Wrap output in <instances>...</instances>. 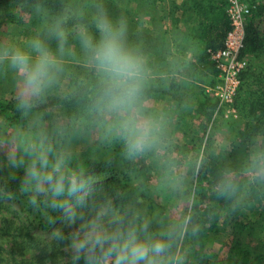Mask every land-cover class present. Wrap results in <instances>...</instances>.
I'll return each mask as SVG.
<instances>
[{"label": "clouds", "instance_id": "9594fccd", "mask_svg": "<svg viewBox=\"0 0 264 264\" xmlns=\"http://www.w3.org/2000/svg\"><path fill=\"white\" fill-rule=\"evenodd\" d=\"M32 7L44 21L41 30L23 45L0 41V66L6 65L15 77L17 110L30 115L58 86L64 58L71 54L70 39H75L94 83L73 131L94 128L103 141L119 143L126 160L153 158L159 167L157 188L168 195L177 212L174 218L153 217L144 209L121 208L110 200L90 204V183L71 166L64 143L72 139L69 130L63 126L49 130L40 117L14 136L0 137V156L11 169L23 170L19 191L36 197L29 200L33 208L43 203L62 214L66 227L75 228L70 233L75 261L189 264L183 245L186 238L200 235L196 200L186 195V174L174 155L167 122L145 107L150 61L139 44L127 39V18L113 16L104 0H92L87 18L70 4L54 14L43 3ZM246 153L239 168L225 165L218 171L212 188L215 199L227 203L233 213L246 206L247 192L264 194V140L254 139ZM195 164L202 167L199 158ZM52 236L61 243L65 240L60 229Z\"/></svg>", "mask_w": 264, "mask_h": 264}, {"label": "rangeland", "instance_id": "374dc122", "mask_svg": "<svg viewBox=\"0 0 264 264\" xmlns=\"http://www.w3.org/2000/svg\"><path fill=\"white\" fill-rule=\"evenodd\" d=\"M173 1L179 5L184 0ZM248 1L254 2L259 7L258 11H262L261 6L264 7V0ZM91 2L92 0H67L65 4H70L74 9L83 10L87 18L91 11ZM104 3L113 16L123 15L127 18V39L139 44L142 51L149 57L148 81L144 95H152L145 97V107L167 122L174 155L186 174L188 184L186 195L196 200L195 185L199 167H196L195 162L197 158L202 161L206 139L211 138V147L215 154H229V156L223 155L224 158L220 161L235 168L241 166L247 154L246 148L254 139L264 140V116L260 128L252 132L256 135H249L250 141L238 140L236 149L231 146L230 138L233 133L226 127L228 123H233L240 132L247 131L249 134L250 128L253 127L250 123H254V116L261 115L259 105L256 107L254 116L249 117L248 113L251 107L250 100L256 98L261 87L264 89V45L262 49L252 47L253 51L249 54V68L246 69L247 73L233 102L236 116L225 118L224 114L228 108L221 106L210 95L209 89L213 86H207L211 80L206 73L207 70L195 68L193 65L192 54L199 52L197 46L184 37L185 24L194 25L193 22L184 23L181 16L185 15L166 0H104ZM32 6L33 4L11 3L0 8V41H11L23 45L30 35L41 30L44 21L35 14ZM58 11L49 10L50 14ZM73 22L70 20L68 26L71 27ZM254 25L264 41V12L256 16ZM70 45L71 54L64 58L65 71L58 86L48 95L50 101L53 96L59 99L74 94L94 79L90 67L83 61L76 40L70 39ZM195 82H200L202 85H194ZM195 87L202 88L204 93L197 91L198 101L204 102L207 99L208 103L214 104L210 122H207L202 115L186 116L184 113L179 115L181 111L171 105L172 93L184 96L188 92L191 93L189 88L198 90ZM149 89L154 92L147 94ZM15 90V77L12 71L6 65L0 66V102L15 100ZM161 95H164L163 99L154 97ZM50 101L39 103L20 127L11 126L0 118V137H12L21 128L27 129L36 117H40L49 130L63 126L72 136L70 142H64L70 153L71 166L88 179L91 187L88 199H93L92 205L105 200L112 202L117 196L130 192L131 197L122 208L135 207L146 210L153 217L167 214L174 218L177 208L168 195L157 188L159 167L153 158L142 159L147 174L143 180L134 170L135 167H139V160H126L119 143L103 141L100 133L94 128H87L84 132L73 131L78 115L82 114V108L71 112L62 109L58 103L50 105ZM164 109L173 110L171 114H166L168 111L163 113ZM262 110L264 112V107ZM199 124L206 125V132L204 134L200 132L198 136H195L192 127L189 128V126L196 129ZM243 148L245 150H242ZM112 177L118 182L106 186L107 180ZM4 178L14 179L20 183L23 170L11 169L5 158L0 156V180ZM19 183H15L17 189L9 193L12 195L11 199L8 198L9 194L0 187V264H83L82 261L73 259L70 247V233L75 231V228L66 227L62 214L59 212L50 211L48 215H45L38 208L24 207L26 197L19 199L24 194L19 191ZM244 201L246 206L236 212L237 219L243 223L249 222L256 225L255 231L246 236V241L253 252L257 250L264 252V206L254 205L253 194L250 191L245 195ZM180 208L183 209V203L180 204ZM78 210L89 212L88 209ZM229 214L235 215L230 209L222 211L221 230L213 237L206 250L213 264H223L229 260L233 244ZM156 227L158 225H154V228ZM56 229L63 231L65 235L63 243L52 236ZM183 247L189 257L188 238L185 239ZM189 260L191 261L190 257Z\"/></svg>", "mask_w": 264, "mask_h": 264}, {"label": "trees", "instance_id": "16d2710c", "mask_svg": "<svg viewBox=\"0 0 264 264\" xmlns=\"http://www.w3.org/2000/svg\"><path fill=\"white\" fill-rule=\"evenodd\" d=\"M67 0H0V8L8 6L11 3L16 4H36V3H43L47 6V8L61 10L62 6L65 4ZM164 1V0H163ZM170 5H173L176 10L181 11L185 16L183 17V22H193L194 25L189 23L185 24L186 30L184 37L191 40L193 45L197 46L199 53L192 54V61L195 68H203L206 69V73L208 77L211 78L210 82L207 86L212 87L216 83V76L217 70L214 67V64L210 62L208 59L209 56L206 52L209 49L219 48L221 43L230 28L228 18L225 13L226 8V0H184L179 5L175 4L173 0H166ZM248 1V0H247ZM250 5L253 7L245 22V47L242 51V55L248 57V66L249 68V54L252 53L253 49H262L264 45L263 37L260 38L258 30L255 28L254 21L256 16L261 15L264 12L263 5L261 6L262 11H258L259 7L252 1H249ZM172 17V16H171ZM165 18L163 17V20ZM173 22H177L173 20ZM179 22V20H178ZM256 46V47H255ZM253 47V49H252ZM255 47V48H254ZM244 70L242 77H241V85L242 80L245 77L247 71ZM173 82V81H172ZM94 79L90 80L88 84L81 87L77 92L74 94H69L59 99L57 96H53L51 101L49 100L48 96L45 98L44 101H50L49 104L53 105L58 103L62 109L67 111L76 112L79 108L84 109L88 102V96L90 95V90L93 87ZM195 84L202 85L200 82H195ZM241 85L238 89V92L241 88ZM264 85V84H263ZM180 88V86H178ZM261 87L260 92L257 94L256 98H252L250 100V109H249V117L254 116V112L256 110L257 105L261 107V115L260 117L257 116L253 118L254 123H250L251 127L249 134L247 131L243 133L236 128V125L233 123L227 124V129L229 128L232 131L231 136V143L232 148L236 149V144L238 140L244 139L250 141L249 135L256 134L252 132H256L262 123L264 112L262 107H264V89ZM198 90H192L189 88L191 93H187L186 95H177L173 94L170 95L172 98L170 99L171 105L173 107L178 108L181 113H184L186 116L189 115H202L206 118L207 122L211 121V114L212 109L214 108V104L212 102L208 103L206 99L204 102L197 100V91H200L201 94L203 93L202 88H197ZM196 91V92H195ZM154 90L149 89L147 94L153 93ZM174 92V91H173ZM237 92V94H238ZM260 94V96H259ZM152 95V94H151ZM151 95H144L145 97H150ZM164 95L161 96H154L158 97V99H163ZM237 96V95H236ZM244 105V103H242ZM81 110V111H82ZM167 109L163 110V113H166ZM173 109L167 110L166 114H171ZM78 115V113H75ZM248 114H244L246 117ZM81 116V115H80ZM78 115V117H80ZM27 116H22L21 113L17 110L15 106V100L11 102H0V118L9 123L11 126L20 127L26 120ZM192 127L193 135L198 136L200 132L203 134L206 132V125L199 124L198 128L194 129ZM212 140L209 139L205 140L204 146V153L202 158V167H199V172L196 180L195 185V194H196V205L194 208L195 218L198 222V226L200 229V235L198 237H190L189 245H190V252L188 254L191 258L189 260V264H213L212 261L210 262L209 257L207 255V248L211 244L212 239L215 235H217L220 230V216L224 209H230L229 205L223 201H217L214 197L212 188L215 183L218 171L226 164H223L220 159H223L224 156L227 154H215L212 151ZM238 146V145H237ZM247 149V148H246ZM242 150H245L244 148ZM229 156V154H227ZM139 162V167H135L134 170L137 174H139L143 180L144 177L147 176L144 162L141 160ZM118 182L116 178H109L107 180L106 186H111ZM15 183H19L14 179L4 178L0 180V187L3 188L8 194L14 189H17ZM95 190H97L95 188ZM135 192V189H134ZM250 192L253 194L254 205H262L264 206V194H261L257 190L253 189ZM24 193L19 199H24V207L28 209L33 208V206L29 203L30 198L35 199V196H25ZM131 197L130 192H125L122 195L117 196L112 203L118 207H123L128 202ZM90 204L93 203V199H89ZM42 214L48 215L51 211L49 208L41 203L38 207ZM238 215L235 213L234 216L229 214L231 220L229 224L232 225L233 230V244L230 249V254L228 257V262L223 264H264V252L257 250L253 252L249 248V244H247L246 236L249 233H253L255 231L254 227L256 225L254 223H243L237 219ZM221 264V263H220Z\"/></svg>", "mask_w": 264, "mask_h": 264}, {"label": "built area", "instance_id": "2783aa9c", "mask_svg": "<svg viewBox=\"0 0 264 264\" xmlns=\"http://www.w3.org/2000/svg\"><path fill=\"white\" fill-rule=\"evenodd\" d=\"M252 8L247 0H226L225 13L230 28L221 46L207 51L217 70L216 83L209 93L221 106L228 108L225 118L236 116L233 102L248 66V57L242 55V51L245 47V22Z\"/></svg>", "mask_w": 264, "mask_h": 264}]
</instances>
